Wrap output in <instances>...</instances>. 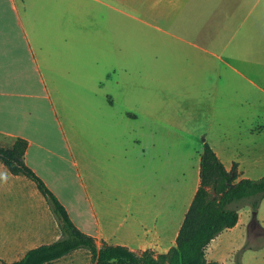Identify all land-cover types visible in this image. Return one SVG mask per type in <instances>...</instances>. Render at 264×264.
<instances>
[{
	"label": "crops",
	"instance_id": "obj_1",
	"mask_svg": "<svg viewBox=\"0 0 264 264\" xmlns=\"http://www.w3.org/2000/svg\"><path fill=\"white\" fill-rule=\"evenodd\" d=\"M193 1L170 0L167 18L173 22L177 15L172 13L187 5L192 9ZM230 1L214 23L220 30L244 28L246 38L262 44L254 53L262 55V72L256 74L262 86L237 69L221 74L217 68L203 69L200 56L198 66L188 63L185 70L168 72L180 78L178 86L156 87L154 76L140 87L124 86L120 40L101 36L97 22L93 35L90 25L80 24L76 36L73 0H0V146L12 147L18 138L29 142L27 165L65 205L75 225L95 237L99 249L108 243L165 254L176 245L201 183L204 142L187 149L186 138L204 121L212 130L205 141L228 170L237 163L242 178L263 177L264 155L252 147V129L242 126L251 120L245 112L251 107V84L262 90L264 99V0ZM208 2L212 7L214 0H203L204 6ZM218 4L209 11L194 7L193 19L180 23L190 28L212 25ZM188 42L210 58L222 59L214 49ZM233 88L243 101L232 123L237 127L230 129L234 104L227 100ZM204 93L208 102H203ZM75 108L91 122L82 135L73 131ZM91 108L99 110V118L91 120ZM262 124L263 134L264 100ZM239 223L211 241L209 261L237 264L233 258L246 245L243 234L242 241H233ZM61 235L37 184L12 174L0 159V264L19 261ZM96 263L88 249H78L52 264Z\"/></svg>",
	"mask_w": 264,
	"mask_h": 264
},
{
	"label": "rangeland",
	"instance_id": "obj_2",
	"mask_svg": "<svg viewBox=\"0 0 264 264\" xmlns=\"http://www.w3.org/2000/svg\"><path fill=\"white\" fill-rule=\"evenodd\" d=\"M220 1L214 0L212 7L217 6ZM231 3L230 0H224L220 5L218 4L219 7L216 12L213 9L212 25L190 28L182 24L189 21L193 14V8L196 7L198 11H201L206 7L209 11L212 9L209 7V2L208 4L205 3L204 6L203 0H194L192 9H190L191 5H187L178 10L177 13L173 12L172 16L177 15V17L172 22L167 18L170 0H73L76 21L75 35L81 34L80 24L90 25V34L93 35V25L97 22L102 28L101 36L107 39L117 38L120 40V43L117 44V55L121 61L119 71L124 86L131 84L140 87L150 83L151 76H154L153 84L156 87L178 86L180 85V78L173 77L174 74L169 76L168 72L185 70L188 63L192 65L191 67L198 66L199 62L196 59L198 56L203 63V69L217 68L220 74L222 71L230 72L237 69L246 75H250L256 83L262 86V80L256 75L257 72H262V55L254 54L258 52L257 44L259 43L256 41L257 44H255L246 38L245 32L247 30L244 28L220 30L214 23L217 18L219 19L224 14ZM95 8L101 12L94 13L92 9ZM164 10L166 11L163 12ZM208 11L204 12L203 15L207 17ZM190 12L191 14H189ZM242 15L245 16L246 12L244 11ZM181 21L184 22L181 24ZM85 31L87 32L86 27ZM234 31L236 32L235 36ZM95 32L97 35L96 26ZM217 32L219 34L216 40H211V37ZM188 41L214 49L222 59L210 58L203 50ZM110 49L111 46L107 45L105 49L107 55H109ZM175 75L178 74L175 73ZM250 90L251 107L245 109V112L251 120L247 126L243 125L242 128L250 127L252 129V134H254L251 137L252 147H256L264 155V132L262 134V100L264 99L262 98V90L252 84ZM206 95V93L203 94V102H208ZM229 95L231 99L227 100L228 104H234L231 105L233 109L229 111L230 125L228 127L232 129L237 127L232 123L236 122L233 119H237V109L242 105L243 99L242 94H239L235 88L231 89ZM77 110L79 108H75L73 131L74 134L82 135L83 129H87L91 122L82 118ZM90 113L91 120L100 116V112L96 108H91ZM211 131V126L205 121L203 125L194 126L192 130L194 136H187L186 148H194L195 144L201 141L205 142L206 133ZM170 143L177 145L173 139ZM180 143L178 144L180 145ZM181 145L184 143L182 142ZM78 148L81 154V141ZM262 176H264V171ZM73 186L78 187L76 181H73ZM240 217V223L235 229L240 232L239 235H235L233 232L231 234H234L233 241L236 243L243 240V234L246 245L235 254L234 261L241 262L242 255L249 248L244 258V264H264V198L256 215L250 205H245L240 209ZM228 233L230 234V232Z\"/></svg>",
	"mask_w": 264,
	"mask_h": 264
},
{
	"label": "trees",
	"instance_id": "obj_3",
	"mask_svg": "<svg viewBox=\"0 0 264 264\" xmlns=\"http://www.w3.org/2000/svg\"><path fill=\"white\" fill-rule=\"evenodd\" d=\"M29 142L18 138L12 147L0 146V159L14 175L33 180L57 217L62 235L55 242L31 249L11 264H52L78 249H88L96 264H224L209 261L206 251L211 241L240 220V209L250 205L256 215L264 198V176L241 177L238 164L228 170L214 148L204 142L200 186L186 213L176 245L167 253L152 250L134 252L126 246L104 243L98 248L95 237L78 228L67 208L46 182L25 161ZM241 264V262L237 263Z\"/></svg>",
	"mask_w": 264,
	"mask_h": 264
}]
</instances>
